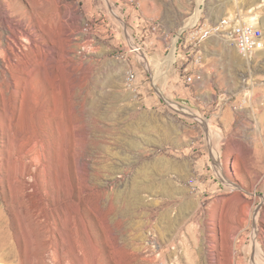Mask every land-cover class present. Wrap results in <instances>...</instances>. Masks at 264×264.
I'll return each instance as SVG.
<instances>
[{
  "label": "rangeland",
  "instance_id": "1",
  "mask_svg": "<svg viewBox=\"0 0 264 264\" xmlns=\"http://www.w3.org/2000/svg\"><path fill=\"white\" fill-rule=\"evenodd\" d=\"M0 17V264H52L29 185L70 264H264V50L230 41L250 19L264 34V0H0Z\"/></svg>",
  "mask_w": 264,
  "mask_h": 264
},
{
  "label": "bare ground",
  "instance_id": "2",
  "mask_svg": "<svg viewBox=\"0 0 264 264\" xmlns=\"http://www.w3.org/2000/svg\"><path fill=\"white\" fill-rule=\"evenodd\" d=\"M4 20H5L4 17H0L1 24L4 22ZM255 21H257V20L256 19H250L249 22H255ZM23 29H21V30L23 31ZM30 32H31V30L26 31V29H24L23 34L27 36V38H25V40H28V39H29V41L33 40L34 36ZM14 34L9 31L8 35L5 37L6 45L4 46V49L6 50V52H7L9 45L11 44V43L9 44V42H8V40H10V39H8L9 37L11 38V40L13 39L12 41H14L13 42L14 46H12V45L11 46L15 47L17 45V44L15 45V41L17 42L19 39H18V36L14 35ZM25 43H27V42H25ZM17 51L18 50L12 49V51H10L9 54L12 55ZM2 53H3V51H1V53H0V58H1ZM171 55H173V54H171ZM171 58H173V57H171ZM263 64H264V60H263ZM28 191L29 192L26 193L27 197H29V198L36 197V202L34 203V207L32 209V213H31L32 215L31 216L33 218L32 224L38 229L39 235L41 236L40 242H41V248L43 250V254H46V255L49 254V260H51L52 264H70L69 258H68V253H69L68 251L69 250L67 249L68 248L67 246H70L69 242L71 240L70 241L66 240V238L64 237L65 235L62 234V232H61L60 228L57 226L56 222L54 220H52L51 219L52 217H49V215L47 214L48 208H47V205L45 204V201H46L45 191H42L41 189H39L35 185H29ZM65 233H67V231ZM69 238H70V236H69ZM72 240H73V243H72L73 246L71 248V252H73L74 254L76 253L75 258H78L77 260H80L82 258V255H83V247H84L83 235L81 234V224L79 225V229L76 231L75 236L72 237ZM67 244H69V245H67ZM72 249H74V251H72ZM45 257L46 256L43 255V258H45ZM43 260H45V259H43Z\"/></svg>",
  "mask_w": 264,
  "mask_h": 264
},
{
  "label": "built area",
  "instance_id": "3",
  "mask_svg": "<svg viewBox=\"0 0 264 264\" xmlns=\"http://www.w3.org/2000/svg\"><path fill=\"white\" fill-rule=\"evenodd\" d=\"M156 30V28H152ZM230 41L236 48L237 53L243 59H252L258 52L264 50V34L261 27L257 22L241 23L233 27L230 33ZM137 51V50H136ZM202 59L199 56H195L193 65L195 72L184 78L187 85L200 80L201 78V66ZM127 81L130 83L135 79V75L132 71L127 72Z\"/></svg>",
  "mask_w": 264,
  "mask_h": 264
},
{
  "label": "crops",
  "instance_id": "4",
  "mask_svg": "<svg viewBox=\"0 0 264 264\" xmlns=\"http://www.w3.org/2000/svg\"><path fill=\"white\" fill-rule=\"evenodd\" d=\"M149 45L156 52L165 48V41L161 37H154L150 40Z\"/></svg>",
  "mask_w": 264,
  "mask_h": 264
}]
</instances>
